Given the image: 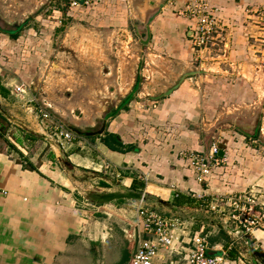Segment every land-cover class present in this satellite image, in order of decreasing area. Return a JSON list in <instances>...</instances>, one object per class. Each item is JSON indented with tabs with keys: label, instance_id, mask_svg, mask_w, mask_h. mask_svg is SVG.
Wrapping results in <instances>:
<instances>
[{
	"label": "crops",
	"instance_id": "0c3cea01",
	"mask_svg": "<svg viewBox=\"0 0 264 264\" xmlns=\"http://www.w3.org/2000/svg\"><path fill=\"white\" fill-rule=\"evenodd\" d=\"M41 1H38L39 4ZM151 1L156 2L154 10L164 5L144 25V38H138L162 53L163 56L153 50L150 54L154 57L150 61L155 64L162 60L170 64L178 76L177 82L170 85L163 83L162 87H157L159 93L156 95L148 94L145 99L139 97L133 102L129 100L131 102L125 109L115 105V114L106 116L107 120L97 130L83 132L82 140L66 143L61 151L57 148L66 153V170L54 166L58 156L55 150L52 151L55 159L51 155L50 160L36 166L28 157V162L23 161L28 164L25 167L0 149V188L7 191L6 194L0 193V264H106L102 260L103 251L99 250L95 257L91 249L83 247L80 252L75 243L80 231L87 227L86 219L76 206L73 191L82 187L86 179L97 180L100 192L121 189L143 191L144 199L135 201L144 204L151 201L150 204L158 207L157 210L151 206L157 212L177 214L184 220L185 230L180 243L174 249L160 251L161 264L170 261L173 264H188L185 257L190 247L189 237L194 231L206 236L208 253L225 256L223 264H264V224L244 233L227 216L206 210L202 201L190 195L192 191L202 190L210 196L238 193L249 186L264 192V155L256 144L252 145L260 139L258 133L264 120L261 113L252 115L256 117V124L250 126V130L237 128L238 131L231 133L221 132L225 138L221 139L223 143H220L219 152L225 155L226 162L213 167L206 187L195 180L191 168L178 156L183 149L208 150L210 144L207 137L202 129H198V119H204L207 106L218 110L219 104L226 100L232 107L251 108L263 98L264 18L260 7L264 5V0H208L210 5L220 9L218 18L230 39L226 58L218 57L220 62H227L230 69H222L216 62V71L236 75L235 79L239 80L226 84L217 80L214 85L213 79L214 83L209 87L202 82L208 74L197 72L190 75L194 70L190 63L193 55L188 38L190 21L166 12V0ZM185 1L176 0V5L181 6ZM86 8H93L92 13L114 12L108 21H99V24L122 30L119 28L124 25L119 17L121 6L108 0H96ZM52 12L61 14L60 10L53 9ZM47 21L50 22L48 19L40 21L44 27L39 29V25L31 27L29 23L25 24L26 20L23 21L15 39L8 32L15 30L17 25L14 29L4 30L0 25V85L3 88L0 96L9 92L16 97L12 86L30 82L29 74L35 68L34 61L42 56L43 45L48 40L46 32L50 31V25L46 29ZM213 40L210 48L215 51L213 58L218 59L216 54L222 43L220 34H216ZM157 56L162 59H157ZM151 68L152 72L156 71ZM247 74L255 75L259 86L245 80L243 77ZM182 75L184 77L180 79ZM240 101L244 104H237ZM252 117H235L228 123L230 127L239 120L241 124H245L247 119L251 123ZM37 126L41 133H36L38 129L22 132L24 135L32 132L43 136L44 129L39 123ZM107 133L118 136L122 150H112L104 143L102 139ZM110 143L115 144L112 140ZM8 146L14 150L16 143L8 141ZM17 148L18 153L25 157L23 152L26 151ZM84 173L90 177L87 178ZM80 174L85 179H77ZM144 177H147L146 181ZM110 181L118 183L119 187H109ZM176 192L179 195L176 196ZM128 221L132 222V219Z\"/></svg>",
	"mask_w": 264,
	"mask_h": 264
},
{
	"label": "rangeland",
	"instance_id": "374dc122",
	"mask_svg": "<svg viewBox=\"0 0 264 264\" xmlns=\"http://www.w3.org/2000/svg\"><path fill=\"white\" fill-rule=\"evenodd\" d=\"M38 1L0 0V25L3 26V30L14 29L15 25H21L26 20V25L28 23L31 27L39 25V29V27H44L40 21L43 19L50 21L46 23V29L50 25V31L46 32V40H48L43 45L42 56L40 55L34 61L35 68L32 69V74H29L30 95L34 96L36 103L49 104L53 117L65 123L74 132H77L75 129L84 132L97 130L104 120H107L106 116L119 107L122 98L131 91L136 75L139 77V86L132 93L133 95L131 94L132 102L139 97L145 99L148 94H158L157 87H162L163 83V85H170L177 82L178 76L170 64L162 60L155 64L150 61L154 57L150 53L158 50L139 40L145 36L144 25L148 23L150 14L155 11L156 2L108 0L109 3L122 7L119 17L124 25L119 27L122 28L121 30L114 29L112 26L108 27L106 24H99V21H108L110 16H114V12L92 13L93 8L69 7L68 0H42L41 4ZM51 9L60 10L61 14L53 13ZM165 11L177 17L176 14L173 15L169 6L165 7ZM103 14L106 15L103 17ZM158 53L162 54L159 51ZM206 57L205 72L202 73V75L208 74L202 80L206 87L214 82L216 85L217 80L220 84L239 81L235 79L236 75L216 71V62L220 63L219 66L222 69L229 68L230 65L227 62H220L219 58L209 59L215 57V51L210 50L209 54L206 53ZM156 58L162 59L159 56ZM190 61L191 66L194 67L193 61ZM151 66L155 68V72H152ZM254 76L247 74L243 78L259 86L258 78ZM197 81L200 82V77ZM15 85L17 84H14L12 89ZM7 94L5 96L2 94L4 98L0 96V149L8 152L13 161L22 162L25 167L28 164L23 161L28 162V157L34 161L36 166L50 160L51 155L55 159L52 154L55 150L58 156L54 166L66 170L64 163L66 153L60 152L63 148L57 144L54 136L46 130L42 131L43 136H36L32 132L27 133L29 135L27 136L22 132L38 129L39 132L36 133H41L37 126L35 103L29 102L28 98L25 100V97H14L9 92ZM237 104L242 105L244 101ZM258 113L264 117V91L261 101L251 108L237 105L232 107L231 103L226 100L219 104L218 110L207 106L204 119L202 121L198 119V129L203 130L209 144L217 141L220 145L227 131L230 133L234 130L238 131L237 128L250 130V126L256 124V117L253 118L252 115ZM235 117H252V122L250 123L247 119L245 124H241V120H237L238 123L230 127L228 122ZM260 127L258 133L260 139L252 145L256 144L264 155L263 119ZM223 131L224 134L221 133ZM8 141L16 143L14 150L10 149ZM17 147L22 148V152L23 149L26 151L23 152L25 157L18 153L19 148ZM84 175L87 178L90 177L88 174L84 173ZM76 178H84V176L80 174ZM96 181L86 179L82 187L74 188L76 206L86 219L85 226L87 227L80 231L75 243L80 252L83 247L91 249L95 257L99 250L103 251L104 259L102 260H105L106 264H127L133 249V246H130L132 241L128 220L134 219L137 206L144 205V202L122 199L104 204L95 203L90 199V194L100 192ZM110 182L109 187H119L118 183ZM150 202L146 201L147 205L158 208Z\"/></svg>",
	"mask_w": 264,
	"mask_h": 264
},
{
	"label": "built area",
	"instance_id": "2783aa9c",
	"mask_svg": "<svg viewBox=\"0 0 264 264\" xmlns=\"http://www.w3.org/2000/svg\"><path fill=\"white\" fill-rule=\"evenodd\" d=\"M95 1L68 0V4L69 7H89ZM165 5L171 7L177 16L185 17L190 21L188 38L193 50L194 70L199 73L205 72L206 53L209 54L216 34H220L222 38L216 57L226 58L230 39L226 34L227 31L220 24L218 7L210 5L208 0H187L181 6L176 5V0H166ZM260 12L263 13L264 18V6L260 7ZM210 58L213 59V57ZM12 91L16 97H28L30 85L20 82ZM28 99L29 102L35 103L34 110L40 127L54 136L61 148L66 143L83 139L81 134L74 132L65 123L53 117L49 104L36 103L32 95ZM220 150L219 143L213 141L206 152L183 149L178 152V156L191 168L195 180L206 187L207 177L211 174L213 167L221 166L226 161L224 154L219 155ZM144 178L146 181L147 177ZM0 193L6 194L7 191L0 188ZM175 195L179 193L176 192ZM190 195L202 201L206 210L227 216L244 233L264 224V194L258 187L250 186L238 193H216L212 196L207 195L205 190L192 191ZM129 227L133 249L127 264H161L160 251L174 249L176 244L180 243L181 234L184 235L185 230L184 220L179 215L159 213L147 204L137 206ZM189 240L190 247L185 257L188 264H223L225 259L223 254L208 253L204 234L194 231ZM168 264L173 263L170 261Z\"/></svg>",
	"mask_w": 264,
	"mask_h": 264
},
{
	"label": "water",
	"instance_id": "95a60500",
	"mask_svg": "<svg viewBox=\"0 0 264 264\" xmlns=\"http://www.w3.org/2000/svg\"><path fill=\"white\" fill-rule=\"evenodd\" d=\"M164 4H161L159 9H156L154 12H152L148 18V23L154 18L155 15H157L159 13V10L161 9V7ZM197 71L193 70L192 73H190V75H194L196 74ZM184 77V75H182L180 77V79H182ZM138 75H136V79L134 80V84L133 87L131 89V91L129 93L126 94V96H124L121 100V103L119 105V107H122L126 101V99H128L131 94L134 92L136 86L138 87ZM113 112V111H112ZM112 112H110L108 115H111ZM107 115V116H108ZM104 124V122H103ZM219 154H222V152ZM90 199L95 202V203H109L111 201L114 200H118V199H136V200H142L144 199V194L142 191H135V190H128V189H122V190H115V191H108V192H94L90 194Z\"/></svg>",
	"mask_w": 264,
	"mask_h": 264
},
{
	"label": "trees",
	"instance_id": "16d2710c",
	"mask_svg": "<svg viewBox=\"0 0 264 264\" xmlns=\"http://www.w3.org/2000/svg\"><path fill=\"white\" fill-rule=\"evenodd\" d=\"M22 26H23L22 24H21V25H17L15 30L8 32V33L10 34V36H11L12 39L17 38V36L19 35V32L21 31ZM0 90L2 91V87H1V85H0ZM136 90H137V86H136L134 92H135ZM132 95H133V94H132ZM130 97H131V96H130ZM130 97H129L128 99H126V101H125V103H124V105H123L124 107H123V106H122V107H119V109H122V108L125 109V108H126V105H127L128 101L130 100ZM115 112H116V110H114V111L112 112L111 115H114ZM75 130H76L78 133H80V134H83V132H84V131H80V130H78V129H75ZM36 136H38V135H36ZM102 140H103L104 143L107 144L108 147H109L110 149H112V150H122V149H123V146H122V144H121V141H119V138H118L117 135H113V134H109V133H107V134H105V136L103 137ZM110 140H112L115 144H111V143H110ZM126 148H127V147H126ZM126 148H125V149H126ZM31 167H32V166H31ZM118 200H122V199H118Z\"/></svg>",
	"mask_w": 264,
	"mask_h": 264
}]
</instances>
